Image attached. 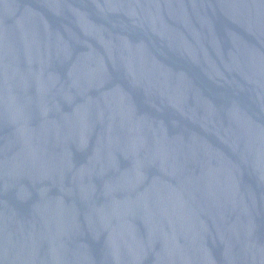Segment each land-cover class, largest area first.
<instances>
[{"label": "water", "instance_id": "95a60500", "mask_svg": "<svg viewBox=\"0 0 264 264\" xmlns=\"http://www.w3.org/2000/svg\"><path fill=\"white\" fill-rule=\"evenodd\" d=\"M0 264H264V0H0Z\"/></svg>", "mask_w": 264, "mask_h": 264}]
</instances>
